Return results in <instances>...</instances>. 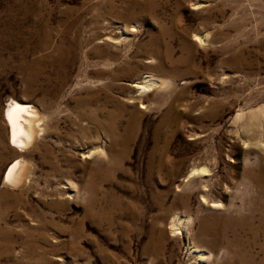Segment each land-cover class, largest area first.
<instances>
[{
	"label": "rangeland",
	"instance_id": "obj_1",
	"mask_svg": "<svg viewBox=\"0 0 264 264\" xmlns=\"http://www.w3.org/2000/svg\"><path fill=\"white\" fill-rule=\"evenodd\" d=\"M257 175L264 0H0V264H264Z\"/></svg>",
	"mask_w": 264,
	"mask_h": 264
},
{
	"label": "bare ground",
	"instance_id": "obj_2",
	"mask_svg": "<svg viewBox=\"0 0 264 264\" xmlns=\"http://www.w3.org/2000/svg\"><path fill=\"white\" fill-rule=\"evenodd\" d=\"M156 81L157 80L154 79L152 76H145L142 80L136 81L134 86H136L137 89L145 90V89H149L150 87H153L154 85H156L157 83ZM138 101H139L138 96L135 94H132L129 99V102L136 104ZM141 103L143 104V106L141 107H147V105H149L148 103L144 104L145 102H141ZM120 105L121 104H117L116 109L114 110L112 109V111L110 112L105 111V108H104L105 105L104 107L103 106L98 107L96 111H93V110L87 111L85 107L83 106V108L80 109L79 111L80 113L79 115L81 119L86 118V119L91 120L94 123L95 128L109 132V130L112 128L111 120L114 118V116H117L119 114L120 109H121ZM100 113L106 114L105 120H102L99 118ZM169 113H170V108H168L167 112L164 114L162 118V123L167 121ZM35 116L36 115H35L33 105H30L28 103H20L13 99L9 101V103L7 104L4 110V118L7 121V124L9 126V144L10 145L20 146V144L24 143L27 139L34 137L36 128L33 126V121L35 120ZM131 116L132 118H136L138 116L135 113V110L132 111ZM20 160L21 159L16 158L14 159V161H12L8 165V167L6 168L4 172V177H3L4 182L16 183L17 185H20L22 183L24 179V175H25L24 173L25 170L23 168L24 166L20 165V163L22 164V160L21 162ZM255 178L261 183L259 191H260V195L262 196L264 200V176L257 175L255 176ZM4 194H8V193L6 192L1 193V195H4ZM262 206H263V211H264V202ZM0 219H3L2 212H0ZM262 219L264 220V212L262 215ZM1 228H7V227L0 226V231H1ZM206 229L211 230L213 228H210L209 226L204 224L202 230H206Z\"/></svg>",
	"mask_w": 264,
	"mask_h": 264
}]
</instances>
